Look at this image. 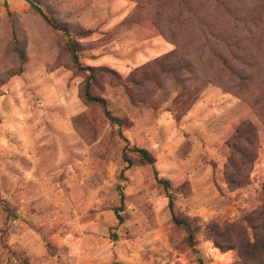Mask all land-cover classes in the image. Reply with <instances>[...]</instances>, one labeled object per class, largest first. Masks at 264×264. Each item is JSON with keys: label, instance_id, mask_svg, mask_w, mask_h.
<instances>
[{"label": "rangeland", "instance_id": "rangeland-1", "mask_svg": "<svg viewBox=\"0 0 264 264\" xmlns=\"http://www.w3.org/2000/svg\"><path fill=\"white\" fill-rule=\"evenodd\" d=\"M35 1L62 29L0 0V264H198L158 179L205 264H264L245 247L264 235V0ZM244 121L256 156L232 187Z\"/></svg>", "mask_w": 264, "mask_h": 264}, {"label": "trees", "instance_id": "trees-1", "mask_svg": "<svg viewBox=\"0 0 264 264\" xmlns=\"http://www.w3.org/2000/svg\"><path fill=\"white\" fill-rule=\"evenodd\" d=\"M29 5L38 13H40L43 18L51 25L53 28H60V25H58L55 21L50 19L45 15V13L42 11L41 7L35 0H26ZM13 41L14 44L17 43V37L15 32H13ZM68 48L70 50L71 58L73 63L75 64L76 68L78 70H84L88 71L87 77L84 81V87H83V95L86 100L88 101H94L100 104L102 107L106 117L116 123L118 126H121V120L117 117L112 116L109 111L106 108L105 102L103 99L95 97L90 92V84L91 79L94 77V72L92 70V67L90 66H83L80 61L78 54L76 52L75 46L73 43L68 44ZM17 50V49H16ZM120 136L122 134L119 132ZM233 142L229 143V147L236 153L238 156L237 158H234L233 153L228 157V161L225 165V179L228 185L232 187H240L245 185L248 182V176L249 172L251 170V165L253 163V160L256 156V148H257V136L254 126L250 122H242L234 131V134L232 136ZM243 143L245 146H240V144ZM139 156L140 159L144 162L150 164L151 166L154 165V157L144 148L139 147H133V149ZM155 172V171H154ZM158 182L163 186L164 190L167 192L168 197V209L171 215V221L178 226H181L185 233L187 238V243L192 248V250L197 254V261L198 264H205L204 259L201 257L198 249L196 248V241H195V232L192 224L189 220L179 218L173 211V199L168 192L169 185L166 180L158 179ZM120 200L122 203L123 200V194H120ZM122 205L119 207H116L114 209V213L119 221L122 220L121 215L119 214V211L121 210ZM264 216V215H262ZM246 248H254L258 250L261 254L264 255V235L261 237H254L252 242H246L245 245ZM119 264V263H118Z\"/></svg>", "mask_w": 264, "mask_h": 264}]
</instances>
